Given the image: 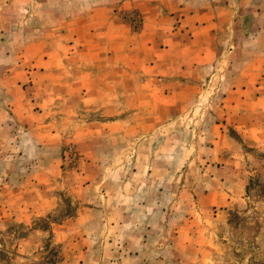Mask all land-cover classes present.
<instances>
[{
	"label": "rangeland",
	"instance_id": "obj_1",
	"mask_svg": "<svg viewBox=\"0 0 264 264\" xmlns=\"http://www.w3.org/2000/svg\"><path fill=\"white\" fill-rule=\"evenodd\" d=\"M0 264H264V0H0Z\"/></svg>",
	"mask_w": 264,
	"mask_h": 264
}]
</instances>
